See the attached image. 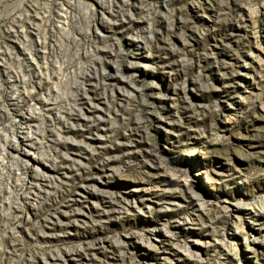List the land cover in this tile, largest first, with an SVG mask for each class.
<instances>
[{"label":"rangeland","instance_id":"1","mask_svg":"<svg viewBox=\"0 0 264 264\" xmlns=\"http://www.w3.org/2000/svg\"><path fill=\"white\" fill-rule=\"evenodd\" d=\"M131 62L149 65L129 85ZM0 64V128L22 93L10 81L23 79L36 156L56 160L42 171L70 172L39 194L41 177L34 187L21 167L0 168V264L81 246L88 255L70 264H264V0H0ZM98 176L101 190L79 202L94 207L88 221L40 248L49 216ZM157 226L160 247L148 238Z\"/></svg>","mask_w":264,"mask_h":264},{"label":"bare ground","instance_id":"2","mask_svg":"<svg viewBox=\"0 0 264 264\" xmlns=\"http://www.w3.org/2000/svg\"><path fill=\"white\" fill-rule=\"evenodd\" d=\"M127 1V0H125ZM131 1V0H130ZM88 3V2H87ZM92 4L95 5V2H92ZM100 5V4H99ZM94 7V6H93ZM93 9V8H92ZM95 9V8H94ZM93 11V10H92ZM115 15H110L108 17V21L113 22L114 21V17ZM106 21V20H105ZM118 21L120 20H116L113 24L118 26V28L120 29L119 32H123L126 29V26L124 24H120L118 23ZM123 23V22H122ZM110 24V23H109ZM30 28L33 30V35L38 37V34H36L34 31L36 30L35 25H31ZM97 29V28H96ZM97 32V31H96ZM100 32V30H99ZM98 33V32H97ZM101 33V32H100ZM99 34V33H98ZM101 34H106L104 31ZM26 37V36H25ZM25 37L21 34H14V37H12V42L14 44H16L21 51V55L22 57H26L25 55H27V53L25 52L24 48V41H25ZM39 44H41L39 42ZM26 45V44H25ZM145 46L143 43L141 42H137L136 44V48L137 50H141L143 49ZM42 53V54H41ZM37 58V62H31L28 67L29 70L33 71V78L35 79V81H33V84L31 85L32 88L35 90V93H38L44 83H45V77H43L42 75V62L41 60L44 58V54L42 51L38 50L35 54H34ZM28 58V57H26ZM1 65V64H0ZM130 65L135 66L136 70L132 71L128 76H124V79L127 84L132 85V81L133 79L137 76L136 74L139 73V71H141L142 69L146 70V68L148 67L149 64H143L142 62H131ZM35 74V77H34ZM119 77V70L116 69V71L114 73H109V78L110 80ZM122 78V77H121ZM113 81V80H112ZM27 83L24 82V80L22 79H15L13 81H10V85L12 86L11 88L13 90H19L22 91L18 92V95L15 97H12L11 102L14 105L15 102H17L15 104V106H18V108H24L27 99L29 98L30 95H28V92H25V85ZM20 88H24V90H20ZM121 89V88H120ZM24 94V95H23ZM38 100H41L43 102H46V100L39 98ZM20 106V107H19ZM46 106L47 109H51L50 107H52V103L50 102H46ZM103 108V107H102ZM162 120V119H161ZM165 120V119H164ZM167 121V120H165ZM161 125V124H160ZM163 126V125H162ZM71 129V128H70ZM169 131V130H168ZM95 138L96 139H100L103 134L102 132H100L98 130V132H96L95 134ZM64 142L65 143H69L72 144L74 146H77L78 149H74L73 155V161L75 164H78L79 167L82 166V162L77 158V155H79V147L80 145H78L77 141L74 139V137L72 135H68L66 136V138H64ZM90 143V142H89ZM95 144V143H94ZM91 145V144H90ZM82 146V145H81ZM86 146V145H85ZM88 146V145H87ZM93 146V145H92ZM13 146L11 145L10 148L8 147V149H10L12 151V154L16 153L18 154L20 151L12 148ZM89 147V146H88ZM88 147H86V151H90L88 149ZM24 151L22 152L25 155H32V154H36L38 153V149L35 145H29V144H24L23 146ZM92 149V148H91ZM37 150V151H36ZM71 156V155H70ZM109 159V158H108ZM46 168H50L52 166H55L56 164V160L54 158H47L46 159ZM65 167V166H64ZM67 167V166H66ZM69 167V166H68ZM75 167V166H74ZM83 167V166H82ZM107 167V166H106ZM81 168V167H80ZM43 169H40L38 171H36L37 173L34 174V178L33 182L31 183L32 186H37L36 185V178L41 177V185L39 187V194H48L50 192V189H52L53 186H55V183L60 182V183H67L70 179V172L69 171H64L62 173H58V174H53L50 173L49 171L45 172L42 171ZM47 170V169H44ZM76 170V169H75ZM82 170V169H81ZM80 172V171H79ZM39 176V177H38ZM96 176V175H95ZM89 177V176H88ZM99 178H102L101 176H98L96 178V180H98ZM99 181H92V179H88L87 182H84L80 188L75 192V194L73 196H71L68 201L66 202V205H63L59 211L55 212V214L50 215L49 218L46 220V226H45V230L42 233V237L43 239L39 242L40 243V248L45 247L46 245H48L49 243L52 242V240L56 237V233L53 232L55 229H62V228H68L69 231L73 230V227L77 226L78 224L88 221L87 219H89L92 214H93V209L94 207L91 206L89 203L87 204V206H85V208L80 207L79 208V202H81L84 199H88L91 200L93 199V197L96 195V193L98 191L101 190V188L99 187ZM138 188V187H137ZM136 188V189H137ZM100 193V192H99ZM102 193V192H101ZM197 198H199L198 196H196ZM195 198V197H194ZM113 199H111V202ZM128 201V200H127ZM139 203L145 204V200L142 198L141 200H135V201H128V203L126 204L128 207H136L139 206ZM111 203V204H112ZM96 206V205H95ZM148 206V205H146ZM152 206V205H151ZM141 208V207H140ZM150 207H148L149 209ZM145 209V208H144ZM98 210V209H97ZM229 211V210H228ZM232 211V210H231ZM105 212V211H104ZM262 213L264 214V209L262 208ZM262 215V214H261ZM260 216V215H259ZM263 216V215H262ZM168 230V229H167ZM149 231V230H148ZM169 231V230H168ZM234 231V230H233ZM63 233V232H62ZM168 233V232H167ZM236 233V232H235ZM234 233V234H235ZM67 234V233H66ZM148 234V233H147ZM62 235V234H61ZM171 235V234H170ZM174 235V234H173ZM150 241H152V243H154V245L160 247L164 241H165V237L167 236L164 233V230L162 228H159L158 226L151 229L149 231V235H148ZM146 238V237H145ZM41 239V238H40ZM102 239V237H101ZM109 239V238H108ZM148 240V239H147ZM96 242V241H95ZM106 240H102L98 243V245L96 246V248H101L103 246L106 245ZM227 245V244H226ZM146 246V245H145ZM155 246V247H156ZM154 247V246H153ZM94 248V247H93ZM151 248V247H150ZM230 248V247H229ZM107 249V248H106ZM149 249V248H148ZM238 249V248H237ZM89 247H77V248H70V249H64V251H60L58 253H51L49 255H46V257H43L44 260V264H70L72 263V261L76 260L77 258L81 257V256H87L88 252H89ZM236 252V249L232 248V250H229L228 255H230V252ZM101 252V251H100ZM169 252V251H168ZM172 253V252H171ZM164 256V255H163ZM162 256V257H163ZM95 257V256H94ZM161 257V258H162ZM88 258V257H87ZM165 258V257H164ZM163 258V259H164ZM168 258V257H166ZM91 259V257H90ZM165 260V259H164ZM181 260V259H179ZM167 261V260H166ZM160 262V261H159ZM168 262V261H167ZM86 263V262H84ZM83 263V264H84ZM162 263V262H160ZM92 264V263H91ZM154 264V263H153ZM163 264V263H162Z\"/></svg>","mask_w":264,"mask_h":264},{"label":"built area","instance_id":"3","mask_svg":"<svg viewBox=\"0 0 264 264\" xmlns=\"http://www.w3.org/2000/svg\"><path fill=\"white\" fill-rule=\"evenodd\" d=\"M11 99L9 102L11 110L15 113H18L22 117L24 116L25 122L22 124L18 134L15 130V125L17 122V119L15 118L16 114L10 112L7 115V113L5 114L3 112L4 117L7 119L8 123L5 126L4 130L0 128V168L4 167L14 170L17 167L18 170V166L21 167L23 173L28 176V182L31 185L33 180L32 177L35 173H37L36 171L45 168L47 165L46 158H43V162L42 159L37 158L36 154L25 155L21 153L23 152L20 148L21 144L23 146L24 144H31L36 146L37 138L33 135L35 134V132H32V125L30 123L32 118L35 117L34 114L36 113L33 112L35 110H32V108L29 106V103L32 99H27L23 109L15 106L17 102H15V104L13 105ZM11 145L13 146L12 148L17 149L20 152L18 154H12V151L8 149V147L10 148Z\"/></svg>","mask_w":264,"mask_h":264}]
</instances>
